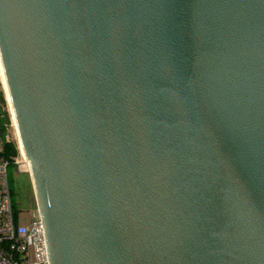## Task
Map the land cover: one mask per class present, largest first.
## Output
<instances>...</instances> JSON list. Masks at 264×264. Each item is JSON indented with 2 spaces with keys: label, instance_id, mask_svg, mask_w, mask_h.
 <instances>
[{
  "label": "water",
  "instance_id": "1",
  "mask_svg": "<svg viewBox=\"0 0 264 264\" xmlns=\"http://www.w3.org/2000/svg\"><path fill=\"white\" fill-rule=\"evenodd\" d=\"M48 264H264V0H0Z\"/></svg>",
  "mask_w": 264,
  "mask_h": 264
},
{
  "label": "built area",
  "instance_id": "2",
  "mask_svg": "<svg viewBox=\"0 0 264 264\" xmlns=\"http://www.w3.org/2000/svg\"><path fill=\"white\" fill-rule=\"evenodd\" d=\"M10 143L9 134L0 130V264H48L44 227L37 210L26 225L19 224L14 210L8 167L19 165L16 157L21 154L6 156L5 146Z\"/></svg>",
  "mask_w": 264,
  "mask_h": 264
},
{
  "label": "rangeland",
  "instance_id": "3",
  "mask_svg": "<svg viewBox=\"0 0 264 264\" xmlns=\"http://www.w3.org/2000/svg\"><path fill=\"white\" fill-rule=\"evenodd\" d=\"M5 91L0 77V130L9 134L12 143H15L21 156L16 157L20 160L19 165L10 164L8 167V177L13 191L14 210L18 212V221L21 225H26L31 218V214L36 210V202L32 181L29 171L25 168V161L19 147L18 138L12 123L9 105L5 97ZM19 154V153H18ZM20 170V171H19Z\"/></svg>",
  "mask_w": 264,
  "mask_h": 264
},
{
  "label": "bare ground",
  "instance_id": "4",
  "mask_svg": "<svg viewBox=\"0 0 264 264\" xmlns=\"http://www.w3.org/2000/svg\"><path fill=\"white\" fill-rule=\"evenodd\" d=\"M0 77H1V82H2V85H3L4 91H5V95H6L5 97L7 99L8 105H9V110H10V114H11L12 123H13V126H14L15 131H16V135H17V138H18L19 147H20L21 152H22L23 157H24L25 168L29 171V175H30V172H31L30 162L28 160H26L24 152H23V149H22V146H21V142H20V138H19V134H18L17 121H16L14 109H13V106H12L10 94H9V91H8L7 82H6V78H5V74H4V69H3L1 57H0Z\"/></svg>",
  "mask_w": 264,
  "mask_h": 264
},
{
  "label": "trees",
  "instance_id": "5",
  "mask_svg": "<svg viewBox=\"0 0 264 264\" xmlns=\"http://www.w3.org/2000/svg\"><path fill=\"white\" fill-rule=\"evenodd\" d=\"M5 155L8 157H14L18 155L17 146L15 143H10L5 146Z\"/></svg>",
  "mask_w": 264,
  "mask_h": 264
}]
</instances>
